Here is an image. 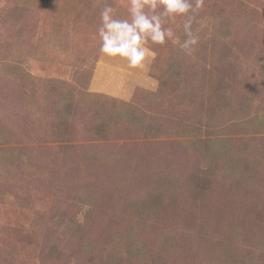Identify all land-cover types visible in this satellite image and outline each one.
Wrapping results in <instances>:
<instances>
[{
  "label": "rangeland",
  "instance_id": "rangeland-1",
  "mask_svg": "<svg viewBox=\"0 0 264 264\" xmlns=\"http://www.w3.org/2000/svg\"><path fill=\"white\" fill-rule=\"evenodd\" d=\"M106 2L0 0V264H264V0L148 71L99 52Z\"/></svg>",
  "mask_w": 264,
  "mask_h": 264
},
{
  "label": "clouds",
  "instance_id": "clouds-1",
  "mask_svg": "<svg viewBox=\"0 0 264 264\" xmlns=\"http://www.w3.org/2000/svg\"><path fill=\"white\" fill-rule=\"evenodd\" d=\"M203 6L204 0H128L129 18L121 19L116 15V7L106 2L99 14V52L123 59L129 69L141 71H148L151 59L155 58L151 44L171 41L191 55L199 42L192 25ZM177 17L184 18L182 28L186 38L182 42L171 27H164Z\"/></svg>",
  "mask_w": 264,
  "mask_h": 264
},
{
  "label": "trees",
  "instance_id": "trees-1",
  "mask_svg": "<svg viewBox=\"0 0 264 264\" xmlns=\"http://www.w3.org/2000/svg\"><path fill=\"white\" fill-rule=\"evenodd\" d=\"M164 84V83H163ZM103 124L101 123H98L97 124V126H96V128H95V132H99V131H101L100 129H101V126H102ZM246 178H247V176L244 174V175H242V177L240 178L241 179V182L242 181H245L246 180Z\"/></svg>",
  "mask_w": 264,
  "mask_h": 264
},
{
  "label": "crops",
  "instance_id": "crops-1",
  "mask_svg": "<svg viewBox=\"0 0 264 264\" xmlns=\"http://www.w3.org/2000/svg\"><path fill=\"white\" fill-rule=\"evenodd\" d=\"M105 72H106V71H105ZM108 72H109V70H107V72H106V73L108 74ZM112 88H114V87H112ZM112 88H111V89H112ZM108 89H110V87H108Z\"/></svg>",
  "mask_w": 264,
  "mask_h": 264
}]
</instances>
